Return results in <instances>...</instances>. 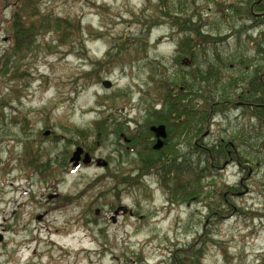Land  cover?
I'll return each instance as SVG.
<instances>
[{
	"label": "rangeland",
	"instance_id": "rangeland-1",
	"mask_svg": "<svg viewBox=\"0 0 264 264\" xmlns=\"http://www.w3.org/2000/svg\"><path fill=\"white\" fill-rule=\"evenodd\" d=\"M22 1L0 2V264H166L172 252L204 233L202 264H261L263 166H240L234 155L212 171L213 181L203 180L198 200L171 204L155 170L141 172L137 153L128 151L129 135L158 126L150 117L161 107L155 82L160 73L173 71L176 42L170 26L160 22L157 0H31L42 13L67 19L82 32L65 45L55 35L41 33L24 59L5 65L1 59L10 45L8 21ZM247 1L170 3L181 18L223 39L210 47L221 51L230 69L239 56L255 60L257 45L264 47L260 29H250L247 21L235 23L225 8L245 7ZM151 20L160 24L149 28ZM232 75L234 71H223L222 79ZM105 80L110 89L102 87ZM17 116L27 120L23 134L11 123ZM99 121L105 123L104 132L95 131ZM247 122L253 124L233 106L216 113L202 148L227 141ZM117 127L123 132L114 133ZM80 130H90L91 137L82 139ZM193 131L194 125L187 137L172 135L171 148L176 156L189 152L191 165L201 171L206 155L192 150ZM26 137L41 163L50 160L45 178L18 163ZM79 146L108 166L74 169L69 160ZM210 182L215 183L212 188ZM219 188L223 196H212ZM120 207L126 213L113 222ZM219 207L223 212L231 208L235 215L208 219L209 211Z\"/></svg>",
	"mask_w": 264,
	"mask_h": 264
},
{
	"label": "trees",
	"instance_id": "trees-1",
	"mask_svg": "<svg viewBox=\"0 0 264 264\" xmlns=\"http://www.w3.org/2000/svg\"><path fill=\"white\" fill-rule=\"evenodd\" d=\"M218 4L216 3V6ZM217 8L222 14V6L218 5ZM225 8L230 9L233 15L231 18L235 23L247 21L250 23V29L259 28L260 38L264 43V0H248L245 7H241V4H229ZM155 9L159 12V17L162 16L164 19L160 22H166L170 26L172 31L170 37L176 42L171 65L173 71L169 74L160 73L155 82L156 90L159 91L160 110H153L150 114L153 124L165 127L167 139L162 149L154 151L152 145L146 142L149 138H153L150 132L152 125H150L139 134L129 135L125 143L132 147L129 152L137 153L141 172L148 173L155 170L159 175L160 184L167 192L171 204H188L189 201H196L201 196L203 180L213 181L212 171L219 169L217 168L219 164L228 163L234 155V160L240 166L254 162L258 167L264 168V63L261 64L264 60V47L257 45L255 60L239 56L235 61L236 65L231 63L235 67L234 75L225 81L222 79L223 71L230 69H226L227 65L224 63L225 59L221 51L216 46L210 47V44H221L223 39L213 38L202 31L200 24L181 18L172 9L170 0H157ZM160 22L151 20L148 22L149 28ZM8 23L10 45L1 59L5 61V65H9L12 60L24 59L30 53L34 38L41 33L55 35L58 43L65 45L68 38L80 35L82 32L78 26L73 28L67 19L42 13L31 0L22 1V5L12 11ZM244 27L242 24L241 29ZM209 55L212 61L206 60ZM231 106L241 112L243 119L247 118L253 124L247 122L249 125L242 126L240 133L226 136L227 141L223 138L213 147L202 148L204 147L201 146L202 140L209 132L214 115ZM26 121L25 117L17 116L11 123L18 124L19 131L23 134ZM192 125L194 131L191 139L195 143H192L191 148L206 155V166L201 171L199 165L194 167L191 165L189 152L176 156L171 148L172 135L180 136L184 133L187 137ZM105 130L104 121L95 123V131ZM115 132L121 133L123 129L117 127ZM77 134L82 139L92 135L90 130H80ZM28 141L26 137L24 154L18 159V163L24 168H30L33 174L39 173L40 178H45L50 169V160L41 163L42 156L33 152ZM63 174L65 173L61 175ZM186 174L184 182L178 179L179 176ZM170 180L172 183L169 182ZM214 184L210 182L208 186L212 188ZM220 192H223L220 194L222 197L224 191L220 188L214 190L211 195L219 197ZM225 206L228 207L227 204ZM220 207L217 211L210 210L208 219L216 222L223 217L227 219L235 215L231 208L223 212ZM207 234L204 233L194 239L190 245L172 252L169 263L166 264H202ZM261 264H264V259Z\"/></svg>",
	"mask_w": 264,
	"mask_h": 264
},
{
	"label": "water",
	"instance_id": "water-1",
	"mask_svg": "<svg viewBox=\"0 0 264 264\" xmlns=\"http://www.w3.org/2000/svg\"><path fill=\"white\" fill-rule=\"evenodd\" d=\"M102 87L105 89H110L111 88L110 81L108 80L103 81ZM150 132L154 135L155 139L157 140V142L153 146V150L158 151L162 149L164 145V140L167 137L165 127L163 125L152 126L150 127ZM49 135H50V132L48 131L43 134V136H46V137ZM82 157L83 159H81ZM80 161L82 162L83 165L87 166L92 163V158L89 153L84 152L83 148L77 147L74 150L72 157L70 158V163L73 164V167L75 168L78 166ZM95 162H96L97 167L106 168L108 166V163L101 159H97ZM124 213H126L125 208H122V207L118 208L117 210L113 212V216L111 217L112 221L115 222V218H116L115 216H118L119 214H124ZM96 214H98V212H96ZM129 214L132 215L131 212H129Z\"/></svg>",
	"mask_w": 264,
	"mask_h": 264
},
{
	"label": "flooded vegetation",
	"instance_id": "flooded-vegetation-1",
	"mask_svg": "<svg viewBox=\"0 0 264 264\" xmlns=\"http://www.w3.org/2000/svg\"><path fill=\"white\" fill-rule=\"evenodd\" d=\"M229 68H230V71H234V69H235V67L234 66H232V65H230L229 66ZM167 139V138H166ZM157 142V140L155 139V137L153 136V138H151V145L152 146H154V144ZM86 152V151H85ZM91 155V154H90ZM92 157V159L95 161L96 160V158H94V156H91ZM81 159H83V157L81 158ZM70 161V160H69ZM92 164H95L96 165V163H94V162H92L90 165H92ZM82 165V162L80 161L79 162V164H78V166H77V168H79L80 166Z\"/></svg>",
	"mask_w": 264,
	"mask_h": 264
}]
</instances>
